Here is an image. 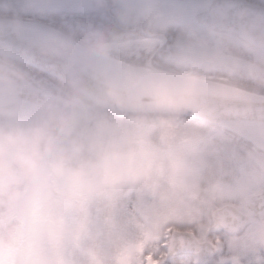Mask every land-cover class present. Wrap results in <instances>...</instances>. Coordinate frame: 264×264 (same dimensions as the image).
I'll return each instance as SVG.
<instances>
[{
    "label": "clouds",
    "instance_id": "9594fccd",
    "mask_svg": "<svg viewBox=\"0 0 264 264\" xmlns=\"http://www.w3.org/2000/svg\"><path fill=\"white\" fill-rule=\"evenodd\" d=\"M92 7L105 18L73 23L0 0V264H139L145 241L161 264H264V198L222 212L238 186L264 185L244 129L264 99V0ZM24 11L44 30L25 33ZM205 230L210 259L170 254Z\"/></svg>",
    "mask_w": 264,
    "mask_h": 264
},
{
    "label": "rangeland",
    "instance_id": "374dc122",
    "mask_svg": "<svg viewBox=\"0 0 264 264\" xmlns=\"http://www.w3.org/2000/svg\"><path fill=\"white\" fill-rule=\"evenodd\" d=\"M12 2L17 6L23 7L27 0H12ZM31 2L36 6H55L63 12L64 19L73 23L79 21L94 22L97 20V18L100 20L105 18L102 13H98L92 7L94 0H31ZM22 21L36 22L44 25H47L48 22L46 16L37 14L33 11H24ZM150 163L151 161H149V164ZM263 191L264 185L260 184L259 182L242 184L229 193V195L225 198V204L238 207V205L233 203L234 199L247 201L251 196L259 194ZM11 214L16 215L17 210H11ZM45 219L47 220V218ZM50 222L53 224L60 223L62 222V218L51 220ZM193 233L200 242H211L216 247L217 251H219V240L213 239L211 236H209L207 234V230H205L203 234H198L195 232ZM149 243V241H145L138 245L135 249V253L139 258V264H161V259H163V257L157 258L152 254L145 255L144 249L149 245ZM152 247H157V245L153 243ZM207 258L210 259L211 256ZM124 264H127V258L125 259Z\"/></svg>",
    "mask_w": 264,
    "mask_h": 264
},
{
    "label": "water",
    "instance_id": "95a60500",
    "mask_svg": "<svg viewBox=\"0 0 264 264\" xmlns=\"http://www.w3.org/2000/svg\"><path fill=\"white\" fill-rule=\"evenodd\" d=\"M83 23V22H82ZM12 24L11 20L0 18V28H8ZM23 31L27 34H36L44 30L46 25L30 21H22ZM11 35L15 36V33L12 32ZM230 91V87L220 84L216 89V94L222 95ZM251 107L247 113V119L245 121L244 129L245 134L249 131H261L264 130V99L260 97H255L251 101ZM248 139L256 143L257 145L264 146L263 144L257 142L253 136L246 135ZM261 198H264V192L251 196L247 201H259ZM227 207L222 210L227 214L228 210L236 208L232 205H226ZM187 236L195 237V239H186L184 235H177L174 240L171 241L170 254H175L180 251H185L190 248L196 247L198 249H203L207 252V256L216 252V247L213 246L211 242H200L197 237L192 233L188 232Z\"/></svg>",
    "mask_w": 264,
    "mask_h": 264
},
{
    "label": "bare ground",
    "instance_id": "6f19581e",
    "mask_svg": "<svg viewBox=\"0 0 264 264\" xmlns=\"http://www.w3.org/2000/svg\"><path fill=\"white\" fill-rule=\"evenodd\" d=\"M246 135H251L254 139L264 145V130L259 131H247Z\"/></svg>",
    "mask_w": 264,
    "mask_h": 264
},
{
    "label": "flooded vegetation",
    "instance_id": "af4514ba",
    "mask_svg": "<svg viewBox=\"0 0 264 264\" xmlns=\"http://www.w3.org/2000/svg\"><path fill=\"white\" fill-rule=\"evenodd\" d=\"M189 2H190V0H189ZM103 19H104V18H103ZM103 19H101V20H103ZM96 21H100V19H98V18H97V20H96ZM79 22H81V21H79ZM94 22H95V21H94ZM75 23H77V22H75ZM216 252H217V250H216ZM216 252H214V253H216ZM214 253H213V254H214ZM213 254H211V255H208L207 257H209V256H212Z\"/></svg>",
    "mask_w": 264,
    "mask_h": 264
},
{
    "label": "snow or ice",
    "instance_id": "6c2138e0",
    "mask_svg": "<svg viewBox=\"0 0 264 264\" xmlns=\"http://www.w3.org/2000/svg\"><path fill=\"white\" fill-rule=\"evenodd\" d=\"M147 254H148V250L145 251V255H147Z\"/></svg>",
    "mask_w": 264,
    "mask_h": 264
}]
</instances>
